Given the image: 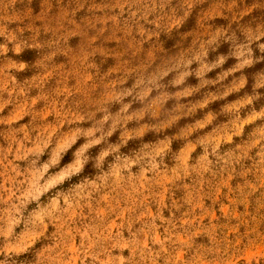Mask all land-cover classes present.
Segmentation results:
<instances>
[{
    "label": "rangeland",
    "instance_id": "1",
    "mask_svg": "<svg viewBox=\"0 0 264 264\" xmlns=\"http://www.w3.org/2000/svg\"><path fill=\"white\" fill-rule=\"evenodd\" d=\"M156 4L141 36L123 0H0L67 41L0 57V264H264V61L221 38L264 0ZM105 14L106 60L77 33Z\"/></svg>",
    "mask_w": 264,
    "mask_h": 264
},
{
    "label": "clouds",
    "instance_id": "2",
    "mask_svg": "<svg viewBox=\"0 0 264 264\" xmlns=\"http://www.w3.org/2000/svg\"><path fill=\"white\" fill-rule=\"evenodd\" d=\"M119 8L121 9V14H123L125 8L129 10V19L135 22V24L137 25L138 34L141 36L149 35L146 32L145 24H153L156 27H159V20L163 19V17H159L155 20L149 19L150 15L157 11L156 0H123V6ZM160 9L161 11L163 9L162 3L160 4ZM96 11L103 13L104 9H97ZM42 18L43 17L41 16L37 17L36 19ZM109 18L110 17L105 14L99 17H95L93 20L88 21L84 28H80L79 26H77L78 35L83 37L87 42V48L90 49L89 54L94 57L99 54L101 57L104 58V60L111 59V57H106V55L104 53H101L100 50L102 48H109H105L102 43L98 42L103 41L104 43H108L115 41V37L113 34L114 32L119 30L118 28H114L112 30L111 35H105V33L109 31L107 27ZM25 21H28V23L26 24ZM141 21H143L144 23H141ZM12 24L17 25L15 29L8 28L7 30H0V38L4 40V43H0V57H6L10 50L15 55H20L25 48L43 49L44 47H48L49 49H51V51L37 63V67L42 68V61L54 60L57 55L65 56L62 50L66 47H62L61 42L63 41L64 43H67V41H64V35L58 34L60 32V28L52 29L48 26H45L44 32H53L55 34V39L47 41L45 43H41L39 41L41 29L35 26V20L33 18L20 17L17 21ZM97 24L101 25V27L97 28ZM89 30H93L94 34L89 35ZM124 31L127 32L129 35L132 31V28L130 25H128L127 21L125 22ZM228 31V29H221V38L226 43L230 42L233 48H239L244 53L242 62L247 63L248 67H252L256 63L264 61V56H255V51L264 53V42H261L264 41V30H260V26H258L255 31L250 27L243 28L240 31V35H237L236 32H233L231 35H229ZM25 32H30L32 33V35L28 39H25ZM253 44L256 45L255 50L253 49ZM9 45H12L11 49H9ZM153 63V60H149V67L146 70H144L142 73L134 71L132 74L143 75L145 79H147L149 76L158 74L160 71H162L164 64L157 65L150 71L149 69ZM17 65V71H24L27 67L26 64ZM19 65H23V67H19ZM128 66L135 69V66ZM123 147L127 149L128 145H124ZM134 152L135 151H131L130 153Z\"/></svg>",
    "mask_w": 264,
    "mask_h": 264
}]
</instances>
